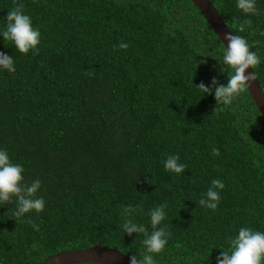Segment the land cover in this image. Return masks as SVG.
I'll use <instances>...</instances> for the list:
<instances>
[{
  "label": "trees",
  "instance_id": "1",
  "mask_svg": "<svg viewBox=\"0 0 264 264\" xmlns=\"http://www.w3.org/2000/svg\"><path fill=\"white\" fill-rule=\"evenodd\" d=\"M208 1L257 51L264 94V0L255 14ZM17 3L41 37L27 53L0 38L16 69L0 71V148L23 164L22 190L41 180L45 206L16 217L15 195L0 203V264L96 245L139 258L143 234L121 227L128 204L149 231L148 209L166 205L158 264H215L240 227L264 231V122L246 88L216 105L195 86L230 70L190 0H0V27ZM173 153L180 174L164 168ZM215 178L213 210L199 200Z\"/></svg>",
  "mask_w": 264,
  "mask_h": 264
},
{
  "label": "clouds",
  "instance_id": "2",
  "mask_svg": "<svg viewBox=\"0 0 264 264\" xmlns=\"http://www.w3.org/2000/svg\"><path fill=\"white\" fill-rule=\"evenodd\" d=\"M236 7L244 13H257L256 0H236ZM23 5L17 3L13 8L7 11L4 26L0 27V38L10 40L21 53H27L29 50L38 51L37 45L40 43L41 33L38 27L34 26L31 17L24 12ZM224 40L227 46L221 41L222 61L230 70L228 72L227 82L218 83L217 78L213 76L211 83L205 84L201 81L195 86L202 90L203 94H212L216 100V105H228L233 97L243 90L255 73L248 72L246 69L252 68L260 62V56L257 51H252V46L247 39L232 31L226 32ZM119 48H127V42L121 41ZM206 62V61H204ZM7 70L14 72L15 64L13 57L0 51V71ZM221 71H224L221 69ZM219 149L213 147L212 152L218 153ZM165 170L180 174L186 168V164L180 161L178 154H169L164 160ZM24 166L22 163H14L9 157L5 148H0V203L10 200L15 195L17 207L14 215L21 217L30 211H41L45 206L43 196L37 195L41 187V180L35 179L25 189L21 188ZM224 188V182L220 178L211 181L199 200L201 206L208 209H216L220 200L219 189ZM166 205L158 204L148 209L151 231L143 223H137L133 218L135 215L143 212L140 205H125L121 211L123 217L122 229L127 234H143L142 252L143 255L138 258L137 255L130 256V264H158L154 254L160 253L168 243L171 235L167 231V226L162 225L165 218ZM34 229H39V225L33 223ZM218 252L215 257V264H264V231L254 229L248 226H242L238 232L229 238V250Z\"/></svg>",
  "mask_w": 264,
  "mask_h": 264
},
{
  "label": "water",
  "instance_id": "3",
  "mask_svg": "<svg viewBox=\"0 0 264 264\" xmlns=\"http://www.w3.org/2000/svg\"><path fill=\"white\" fill-rule=\"evenodd\" d=\"M197 8L199 13L204 17L210 25L218 39L223 41L227 46V41L224 40L226 32L231 31L223 22L217 11L208 0H190ZM251 68L246 69V74L252 72ZM248 91L255 107L257 108L264 122V94L259 86L256 76L247 83L245 87ZM130 264L129 257L120 252L102 246H92L81 250H69L58 252L43 260L40 264Z\"/></svg>",
  "mask_w": 264,
  "mask_h": 264
}]
</instances>
